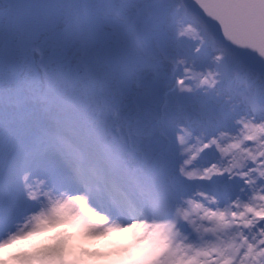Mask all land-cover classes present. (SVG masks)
Returning <instances> with one entry per match:
<instances>
[{"label":"snow or ice","instance_id":"1","mask_svg":"<svg viewBox=\"0 0 264 264\" xmlns=\"http://www.w3.org/2000/svg\"><path fill=\"white\" fill-rule=\"evenodd\" d=\"M118 233L142 264H264V0H0V264Z\"/></svg>","mask_w":264,"mask_h":264},{"label":"rangeland","instance_id":"2","mask_svg":"<svg viewBox=\"0 0 264 264\" xmlns=\"http://www.w3.org/2000/svg\"><path fill=\"white\" fill-rule=\"evenodd\" d=\"M45 235H38L35 237H39L45 238ZM33 237V238H35ZM32 238V239H33ZM29 241V240H28ZM28 241H24L21 242L20 244L14 246L13 248L10 249H6L5 250V257H7L8 253L16 251V250H21V249H26L24 247L25 243ZM43 241H41L40 243H42ZM45 243H47V241H44ZM127 245L129 251L122 254L121 256L117 257V256H112L110 258H106L105 260H89L84 261L83 264H142L141 261L136 260L134 258V245L131 244L130 240L128 239V235L127 234H112L109 235L108 237H105L104 239L100 240L99 242H94L93 244H86L85 247H87L91 252H97L99 251V253H107L109 252L111 249L113 248H118L121 246Z\"/></svg>","mask_w":264,"mask_h":264},{"label":"bare ground","instance_id":"3","mask_svg":"<svg viewBox=\"0 0 264 264\" xmlns=\"http://www.w3.org/2000/svg\"><path fill=\"white\" fill-rule=\"evenodd\" d=\"M119 234H124V233H119ZM48 235H50V234H48ZM48 235H46L45 236V238L44 237H42V238H39V237H35V238H30L29 239V241L28 242H26L25 243V245H24V247L26 248V249H30V248H32V247H35V246H39V245H42V244H44L45 242L44 241H47L48 242V240H47V236ZM104 239V238H103ZM100 240H102V239H100ZM100 240H98V241H95V242H99ZM41 241H43L42 243H40ZM94 242H92V243H89V244H93ZM103 254V253H102ZM106 258H97V260H100V261H102V260H105ZM92 260H95V259H92ZM85 261H89V260H85Z\"/></svg>","mask_w":264,"mask_h":264}]
</instances>
